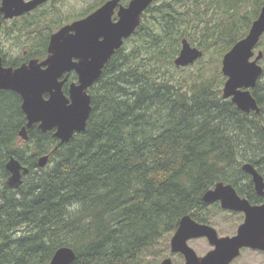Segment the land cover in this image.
Instances as JSON below:
<instances>
[{
	"label": "trees",
	"instance_id": "16d2710c",
	"mask_svg": "<svg viewBox=\"0 0 264 264\" xmlns=\"http://www.w3.org/2000/svg\"><path fill=\"white\" fill-rule=\"evenodd\" d=\"M263 5L157 0L89 88L86 130L64 144L35 124L27 146L16 145L27 123L22 97L0 89V264H50L63 246L75 250L72 264H159L158 244L169 248L204 193L264 150V113L223 96L221 67ZM13 31L0 43L24 46ZM183 38L204 54L178 67ZM257 48L264 53V34ZM44 51L30 48L27 58ZM0 54L6 65L24 59L3 44ZM11 156L30 169L19 187L7 183Z\"/></svg>",
	"mask_w": 264,
	"mask_h": 264
},
{
	"label": "water",
	"instance_id": "95a60500",
	"mask_svg": "<svg viewBox=\"0 0 264 264\" xmlns=\"http://www.w3.org/2000/svg\"><path fill=\"white\" fill-rule=\"evenodd\" d=\"M43 1L3 0L1 10L8 19L36 8ZM118 2L111 0L87 18L55 32L49 45L50 55L44 61L31 59L17 68L7 67L0 54V89L15 91L22 97V109L27 123L19 131L21 139L29 140V128L35 124L43 132L54 130L53 135L60 140V144L69 142L75 133L86 130L92 111L88 89L99 79L116 50L136 31L141 23L142 12L154 0H132L128 7L121 9L120 19L113 22L111 15ZM263 34L264 6L248 34L238 40L222 60V71L227 77L223 96L231 97L240 109L247 112L251 109L259 110L251 92L242 91L241 88L254 86L262 74L263 67L258 63L262 52L254 60L252 57ZM181 45L174 60L178 67L192 65L204 54L201 48L192 45L187 38L182 39ZM73 57L80 58V62H74ZM73 69L77 70L80 79L79 83L71 84L67 96L63 91L66 79L60 80V77ZM49 159V154L42 155L38 165L46 167ZM6 167L10 172L7 183L11 187L22 185L23 175L30 171L15 156L10 157ZM243 169L254 175L257 184L260 182L261 176L252 164L245 163ZM217 199L222 201L224 207L245 210L246 222L240 226L237 235L219 237L214 228L197 224L190 215H184L171 238V250L185 255L184 264H230L242 247H264L261 242L264 223L257 218L258 208L250 205L247 200H241L234 187L224 182H218L203 195L205 202ZM202 235L208 236L211 244L216 247L206 255L198 256L187 241ZM76 258L73 248L63 246L56 250L50 264H72ZM161 264H173V261L168 257Z\"/></svg>",
	"mask_w": 264,
	"mask_h": 264
},
{
	"label": "flooded vegetation",
	"instance_id": "af4514ba",
	"mask_svg": "<svg viewBox=\"0 0 264 264\" xmlns=\"http://www.w3.org/2000/svg\"><path fill=\"white\" fill-rule=\"evenodd\" d=\"M23 1L31 2L34 0ZM109 1L111 0H44L36 8L26 11L19 16L7 19L5 18V13L1 10L3 0H0V16L3 19V22H0V33L11 36L14 32L13 30L18 29L25 47L23 55L24 59L20 60L18 64L6 65L4 63V65L7 67L12 66L17 68L23 63H28L31 59H38L40 62L44 61L50 55L49 45L51 42V37L55 32L59 31L66 25L74 23L75 21L87 18ZM131 1L132 0H119L113 11V14L111 15L113 22H117L120 19L121 9L128 7ZM156 1L157 0H154V2H152L142 12L141 23L143 17L148 14L150 7L153 6ZM47 33H49V36H47ZM43 44L45 48L44 52H42L39 56H31L27 58L30 48L38 49V47ZM257 46L254 49L255 55L252 57V60H254L261 51L262 58L258 61V63L263 67L264 70V63L262 62L264 53L263 50L258 49ZM73 61L80 62V58L73 57ZM263 74L264 72L262 71V74L259 76L254 86L241 88L242 91L249 90L251 92L252 96L257 101L259 110L251 109L250 112H247L243 109L241 110L247 113H264V96L260 93L264 88V84H262L264 80ZM65 79L66 81L63 85V91L68 96L71 84L74 82L79 83L80 77L77 70L73 69L71 71L65 72L62 77H60V80ZM229 99L232 100L231 97H229ZM235 105L239 108L236 103ZM262 127L264 128V124H262ZM245 163L252 164L260 174L261 180L258 184L254 179V175L251 172L243 169V165ZM245 163L242 165V171L236 173V177L232 178L230 182H225V184L232 185L237 196L241 200H247L250 205L258 208L257 218L262 223H264V150L260 156H257L256 158L252 156L250 160L246 161ZM188 215H190L197 224L207 225L214 228L217 231L219 237H232L237 235L240 226L247 220V213L245 210L224 207L220 199L211 202L203 201L202 203L197 204V208L193 214L189 213ZM171 238L169 241V250L167 255L161 259L159 264H161L163 259L168 257H171L173 264H184L186 262L185 255L182 252H173L171 250ZM196 241L197 249L193 246V243ZM199 242L205 243L207 249L202 248L200 252V250H198V248H200L198 245ZM261 242L264 244V228ZM187 243L196 251L198 256L206 255L210 250H213L216 247L215 245L211 244L209 237L206 235L191 237L188 239ZM254 254L264 256V247L244 246L240 249L239 254L231 260L230 264H250V258ZM244 257L245 259L240 261Z\"/></svg>",
	"mask_w": 264,
	"mask_h": 264
},
{
	"label": "rangeland",
	"instance_id": "374dc122",
	"mask_svg": "<svg viewBox=\"0 0 264 264\" xmlns=\"http://www.w3.org/2000/svg\"><path fill=\"white\" fill-rule=\"evenodd\" d=\"M1 41L2 42L0 44H3V47L5 48V50L9 51L10 56H17L19 54L24 53V49H25L24 46L14 47L13 49H11L12 41H3L2 38H1ZM210 57L211 56L209 55V57L207 56L206 59L208 60ZM221 67H222V62H221ZM26 143L27 142H25L21 138L16 141V145L22 146V147L27 146ZM171 236H172V234L170 235L168 241H170ZM198 245L200 246V248H198V250H200V252H201L202 248L207 249L206 244L203 242H199ZM193 246L197 249V241L193 243ZM157 250L159 251V260L161 261V259L167 255V252L169 249L166 250V248L164 247V244L161 243L160 245L158 244ZM244 259H245V257L242 258L240 261H243ZM249 263L250 264H264V256L254 254L253 256H251Z\"/></svg>",
	"mask_w": 264,
	"mask_h": 264
}]
</instances>
